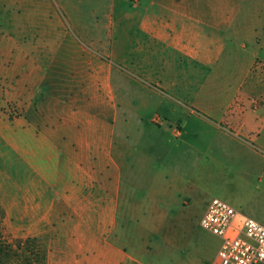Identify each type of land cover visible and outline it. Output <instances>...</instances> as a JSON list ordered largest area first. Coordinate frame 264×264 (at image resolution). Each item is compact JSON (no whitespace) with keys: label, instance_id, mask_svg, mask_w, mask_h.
I'll list each match as a JSON object with an SVG mask.
<instances>
[{"label":"crops","instance_id":"crops-1","mask_svg":"<svg viewBox=\"0 0 264 264\" xmlns=\"http://www.w3.org/2000/svg\"><path fill=\"white\" fill-rule=\"evenodd\" d=\"M118 1L98 18L105 5L90 0H0L15 39L0 153L14 154L18 210L50 236L44 264H214L216 252L177 255L188 197L223 169L201 149L239 155L262 184L247 216L264 224V0ZM149 99L158 110L138 114ZM152 159L163 166L148 176Z\"/></svg>","mask_w":264,"mask_h":264},{"label":"rangeland","instance_id":"rangeland-1","mask_svg":"<svg viewBox=\"0 0 264 264\" xmlns=\"http://www.w3.org/2000/svg\"><path fill=\"white\" fill-rule=\"evenodd\" d=\"M90 1L103 3L105 5L106 9L101 8L102 11L98 12V18L101 17L102 14L107 17V8L112 2L116 5V12L118 11L117 7L120 5L118 0ZM124 2L127 8L133 7V4H142L144 0H124ZM60 12L63 17H69L65 15L62 10H60ZM77 12L78 11L73 10L72 17H80V13ZM84 12V17L94 18L96 16L91 9ZM109 16H111L110 13ZM0 34V114H5L9 122L8 124H10V121L15 118L14 101L6 104L2 103V101L4 99V93L9 91L13 84V81L9 79L12 75H9L6 71H10L11 68H14V54H10V47L14 45L15 39L14 36L11 37V35L7 34V27L0 26ZM247 45L249 46V42H247ZM263 69L264 63L260 61L256 70L263 73ZM7 74L9 76H7ZM143 92L144 91H142V93ZM132 94L134 95V93ZM137 98V95L134 97L132 96L131 100H133L134 104L138 105ZM157 108V101L149 99L148 105L146 107L137 108V112L142 116L150 117ZM209 149L210 151H206V148L201 149L200 162L204 163L206 159L214 158L217 159L218 162H221L220 164H222L223 169L210 170L209 177H205L204 174H201V183L205 185L206 191L198 192L188 197V206L184 209V216L181 219L180 225V232L183 237L181 243L183 242L184 247L177 252L178 257H182L184 260L202 254L207 262H211L219 246V239L199 226V219L210 200L213 198L221 199L236 210L250 216L252 210L256 209L257 211V208L260 207L261 196L260 191H257V182L251 180V184L253 185H250L248 179L244 175L239 155H228L227 153L215 151V149ZM174 155L176 156L175 153ZM164 158L168 168L176 172V166L178 164L176 159L173 160V157L170 155ZM161 166H163L161 159H152L146 164L143 172H146L148 176H153L156 173L160 174ZM141 182L143 183L144 180H141ZM261 186L262 184H259V187ZM152 188L153 191L159 192V186L152 185ZM18 208L19 204L16 201L15 191L14 154L8 150L7 154L3 152L0 153V264H44L42 260L45 250L42 246H46L50 236L48 234H40L39 237L32 236L33 219L31 217L22 218ZM128 220L129 219H121V222L127 223ZM140 220L143 221L141 225L148 229L154 225L157 219H130L136 226V222ZM151 232L152 230L150 229L148 230V234L144 235V238H148L149 243L152 241ZM131 242L135 244L138 241L136 242L134 238L133 241L130 239L129 243Z\"/></svg>","mask_w":264,"mask_h":264},{"label":"built area","instance_id":"built-area-1","mask_svg":"<svg viewBox=\"0 0 264 264\" xmlns=\"http://www.w3.org/2000/svg\"><path fill=\"white\" fill-rule=\"evenodd\" d=\"M199 226L219 239L214 264H264V224L225 201L210 200Z\"/></svg>","mask_w":264,"mask_h":264},{"label":"trees","instance_id":"trees-1","mask_svg":"<svg viewBox=\"0 0 264 264\" xmlns=\"http://www.w3.org/2000/svg\"><path fill=\"white\" fill-rule=\"evenodd\" d=\"M35 243V242H34ZM42 261H45V256L43 257V260Z\"/></svg>","mask_w":264,"mask_h":264}]
</instances>
